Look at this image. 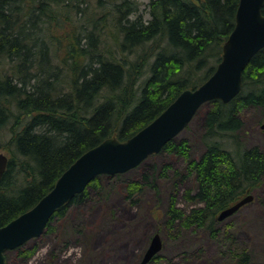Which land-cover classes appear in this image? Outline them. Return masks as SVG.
I'll return each mask as SVG.
<instances>
[{
	"label": "trees",
	"instance_id": "1",
	"mask_svg": "<svg viewBox=\"0 0 264 264\" xmlns=\"http://www.w3.org/2000/svg\"><path fill=\"white\" fill-rule=\"evenodd\" d=\"M239 1L149 0L145 18L137 0H0V149L8 156L0 226L31 208L89 148L110 136L130 138L184 89L209 78L235 27ZM249 108L264 118V47L246 66L236 97L197 111L205 109L203 153L193 158L190 141L178 135L159 152L186 159L173 185L193 178L194 190L184 196L201 204L185 212L175 190L165 212L168 229L179 235L195 226L225 237L230 231L218 227L221 210L249 194L264 206V150L244 135ZM121 175H98L55 212L42 235L86 201L102 177ZM142 176L146 182L128 184L132 201L150 183ZM41 236L6 251L5 264L11 251L32 257L39 246L27 244ZM184 252L196 255L194 247ZM230 252L234 264L252 263L248 249Z\"/></svg>",
	"mask_w": 264,
	"mask_h": 264
},
{
	"label": "rangeland",
	"instance_id": "2",
	"mask_svg": "<svg viewBox=\"0 0 264 264\" xmlns=\"http://www.w3.org/2000/svg\"><path fill=\"white\" fill-rule=\"evenodd\" d=\"M137 1L140 13L149 18V0ZM204 113L205 109H201L178 135L190 141L193 158L205 149L200 140ZM245 114L247 142L264 150V118L256 108L247 109ZM0 151L6 153L4 149ZM185 162L181 155L161 152L121 176L102 177L99 185L90 188L86 201L73 205L65 219L55 220L50 233L27 244L39 246L32 257L11 251L9 264H140L155 233L163 240L161 258L148 264H234L230 252L234 247L248 249L251 264H264V206L256 200L220 220L218 227L230 231L225 237H212L195 226L179 235L178 229L167 228L165 212L175 190L177 204L185 212L201 205L184 196L186 191L194 190L193 178H182L173 185L175 170L182 171ZM143 174L150 176L148 181L154 185L147 183L136 193L137 200L132 201L126 196L128 184L134 180L146 182ZM191 247L196 255L187 258L184 251Z\"/></svg>",
	"mask_w": 264,
	"mask_h": 264
},
{
	"label": "water",
	"instance_id": "3",
	"mask_svg": "<svg viewBox=\"0 0 264 264\" xmlns=\"http://www.w3.org/2000/svg\"><path fill=\"white\" fill-rule=\"evenodd\" d=\"M264 0H240L235 27L223 44L221 61L213 74L195 88L184 89L165 110L126 140L110 136L80 155L56 183L31 208L0 226V264L5 253L42 235L57 210L84 191L98 175L124 173L180 134L199 108L214 99L229 102L243 87V72L252 57L264 47ZM264 129V122L261 123ZM8 165V156L0 151V180ZM254 199L249 194L224 208L218 220L235 213ZM163 240L155 233L143 253L140 264H148L162 250Z\"/></svg>",
	"mask_w": 264,
	"mask_h": 264
}]
</instances>
